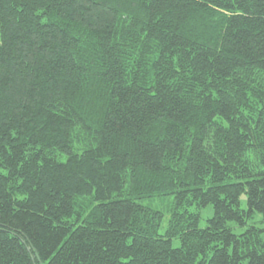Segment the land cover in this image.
Listing matches in <instances>:
<instances>
[{"label": "trees", "instance_id": "1", "mask_svg": "<svg viewBox=\"0 0 264 264\" xmlns=\"http://www.w3.org/2000/svg\"><path fill=\"white\" fill-rule=\"evenodd\" d=\"M255 214L264 0H0V264H264Z\"/></svg>", "mask_w": 264, "mask_h": 264}, {"label": "rangeland", "instance_id": "2", "mask_svg": "<svg viewBox=\"0 0 264 264\" xmlns=\"http://www.w3.org/2000/svg\"><path fill=\"white\" fill-rule=\"evenodd\" d=\"M167 199H162V198H157V199H152V200H146L144 201V204L146 206H149L153 210H160V211H165L167 208ZM240 209L241 210H246L247 209V196L243 194L240 197ZM213 215V209L211 206H208L204 209L201 210V220L199 222V227L203 228L206 226V220L211 218ZM253 224L257 228L263 230L264 229V222L262 221V218L259 214L253 215L252 219L249 221V225ZM166 227V221L163 220L161 230L160 232L163 233L164 229ZM243 232V229H235V234H240ZM261 239L264 242V232L261 235ZM173 247H178L179 246V241L178 239H174L173 242Z\"/></svg>", "mask_w": 264, "mask_h": 264}]
</instances>
